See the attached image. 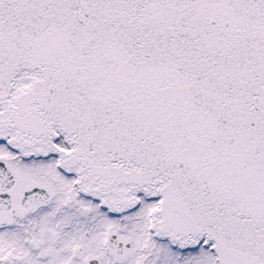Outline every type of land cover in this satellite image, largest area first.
<instances>
[{"label": "snow or ice", "instance_id": "obj_1", "mask_svg": "<svg viewBox=\"0 0 264 264\" xmlns=\"http://www.w3.org/2000/svg\"><path fill=\"white\" fill-rule=\"evenodd\" d=\"M0 264H264V0H0Z\"/></svg>", "mask_w": 264, "mask_h": 264}]
</instances>
